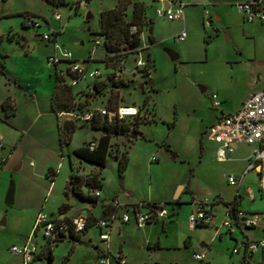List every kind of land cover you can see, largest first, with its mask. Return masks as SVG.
Listing matches in <instances>:
<instances>
[{
    "label": "rangeland",
    "instance_id": "rangeland-1",
    "mask_svg": "<svg viewBox=\"0 0 264 264\" xmlns=\"http://www.w3.org/2000/svg\"><path fill=\"white\" fill-rule=\"evenodd\" d=\"M141 1L148 6L147 16L157 19L154 13L156 2ZM73 2L65 0L63 4L55 6L46 0H0V34L3 35L0 60L4 57L6 74L0 76V102L9 93L16 110L15 115L6 116L0 107V119L4 120L0 122V130L9 133L8 143L2 141L4 148L0 149V264H17L19 257L12 254L10 248L23 244L21 234H25L23 230L31 213H35L34 220L39 212L49 217L56 214L64 201L63 190L70 174L85 177L97 171L101 183L100 199L108 200L110 196L117 195L122 200L129 192L140 202H168L165 206L168 217L165 219L167 225L171 226L167 229V237L161 233L160 222L155 230L161 237H149L152 244L155 241L161 244L157 250L146 247L141 230L130 224L118 231L114 222L107 244L111 251L121 245L128 254L127 264H241V254L232 253L235 241L230 237H216L213 240L210 237L213 230L207 227L196 228L193 237H184L189 233L185 221L189 208L187 204L173 203L179 186L188 184L189 180L206 193L211 187L208 185L209 179L213 178L224 193L234 191L227 184L229 171L220 175L218 167L208 158L199 163L197 125L199 118L204 117L202 115L209 114L212 104L207 99L206 108L201 106L199 100L191 99L189 86L190 83L194 84L198 98L203 96L199 88L202 81L210 78L207 64L171 61L164 51L165 47L155 46V66L151 68L149 77H143L138 72H132L137 56L127 57L121 75L125 86L119 88L122 100L117 104L140 105L144 95L149 94L148 105L155 121L141 125L140 134L135 139L124 135L112 137L113 149L116 148L119 154L127 151V167L121 176L117 160L112 155L107 156L105 166L99 170L72 154L74 149L98 136L99 132L92 129L89 123H77L70 141L60 145L56 124L57 120H66L67 117L59 116L57 119L50 109L54 70L47 66L46 58L53 51L52 44L41 40V35L56 32L58 46L67 49L78 61L91 59L90 68L98 69L102 79L114 72L101 62L105 55L102 45L94 47L92 41L100 39L102 42L103 37L98 34L99 13L113 6L115 0H88L86 6L82 4L76 11H71ZM22 13L39 21L41 26L36 29L22 27ZM54 13L60 15V20H54ZM87 13L91 17L85 20ZM127 14L129 16L130 7ZM10 30L23 35L25 40H7L6 33ZM255 33L258 49L264 57V27L255 28ZM143 39L147 43L145 33ZM244 43L250 45V40L246 39ZM139 58L143 59L145 55ZM151 81L155 89L152 92L149 91ZM92 82H78L73 91L86 90ZM73 97L77 99V95ZM104 102L105 96L100 95L92 105L102 107ZM170 123L175 126L169 127ZM248 150L246 148L242 152ZM3 158H7V163H2ZM69 163L72 164L71 171ZM47 168H54L57 172L51 187L45 175ZM176 181L180 184L171 194ZM11 186L13 201L7 204L6 197ZM83 192H87L86 187H83ZM165 198L168 201H163ZM68 202L76 206L80 201L70 195ZM223 230L226 229L223 227ZM236 231L240 236L237 240H243L241 232ZM247 231L251 238L264 239V232L260 228ZM80 237L81 243L64 238L54 247L51 260L45 257L33 264H93L91 260L97 252L94 247L101 251L105 250L106 244L100 242L93 226ZM186 238L191 240V244H184ZM38 240L40 243L43 241L41 235H38ZM201 243L206 246H201ZM195 253L202 256L201 260L193 258ZM250 264H260L257 255Z\"/></svg>",
    "mask_w": 264,
    "mask_h": 264
},
{
    "label": "crops",
    "instance_id": "crops-1",
    "mask_svg": "<svg viewBox=\"0 0 264 264\" xmlns=\"http://www.w3.org/2000/svg\"><path fill=\"white\" fill-rule=\"evenodd\" d=\"M135 1L143 2L141 0ZM151 1L156 2V6L154 8L155 13V9L161 4L157 0ZM169 1H172L173 3H181L183 5V16L181 19L175 20H167L166 18L157 17L156 15L155 16L157 17V19L149 18L147 16V18L151 20L152 28L150 32L151 41L147 40L146 43V41H144L143 39V46L145 47L146 56L149 55L150 61L154 67V47L163 46L165 47L164 49L169 48L175 51L178 54L177 60H180L181 64L208 65L210 78L205 81H202V86H200L199 88L202 89V91L199 90V92L203 93V96L198 98L199 96L197 95L198 93H196L197 89L195 85L190 83L189 86V97L191 99H195L196 101L199 100L201 106L207 108V99H209L210 103L212 104V94L216 95L217 100L219 102L217 107H213L211 105V111H209V114L207 116L202 115L204 117H200L198 121V143L200 148L199 163L204 161L205 158H208L215 166L218 167L220 175H224L226 171H229L227 172V177L234 176L236 179L235 184H229L227 178V184L234 188V191L231 194L224 193L221 190L218 181H215L214 178L209 179L208 185L211 186L209 188V193L201 191L193 182H190L189 180L188 184H182L180 186V190H178L175 194L173 201L176 200L180 204H187L189 208L187 216L193 210L195 201L203 199L211 201V223L208 226H200L196 228H211L213 230V234L210 237H213V240L216 237L222 238L227 236L231 239H234L235 241L239 239L238 237H240L236 229L241 232L244 239L252 241L264 240L260 237L251 238L248 235L247 231L248 229L260 228V230L264 232V221L261 222L262 220H264V217L260 218L257 227L240 228L236 226L232 233L223 230V227L220 225L221 221L226 217H234V213L236 210H241L245 213H264V194L260 191L258 182L260 169L261 167H264V159L259 162L254 169L245 171L248 163V158L251 155V152L254 147L236 143L232 146L233 150L228 154L229 159L227 161L222 163L216 162L214 160V150L216 148V144L212 141H209L204 136L205 131L216 122V120L221 114L235 113L241 106L244 99L249 94L259 92L264 89V57L261 55V52L258 49L257 37L255 33V28H263L264 22H261L260 20H255L253 22L245 21L244 17L240 13H238L234 7L235 3L240 2L242 0ZM115 3L116 1L114 2V5ZM82 4L83 6H86V4L82 3V1L74 0L72 5L70 6V10L76 11ZM260 4L264 7V0H260ZM114 5L110 8H113ZM204 10L208 11L211 18L212 23L210 29H205L203 26ZM181 32L185 33L184 40L182 42L175 41V37ZM246 39L250 40V45H246L244 43ZM54 85L55 77L53 81L51 95L54 89ZM149 87V91L150 89L151 92L155 91L152 81L150 82ZM83 91L90 92L91 87L90 89H86ZM1 101L2 103L7 102V104L11 105L14 108V114L6 113L4 111L5 115H15V104L14 100L11 98V95H9V93L5 94L1 98ZM51 112L54 114L52 110ZM3 121L4 120L0 119V122ZM58 121L63 122L65 120L59 119L57 120V123ZM10 126L12 127V125ZM12 128H14L13 130L18 131L17 128L15 129V126H13ZM139 134H137V136ZM8 135L9 133L6 132L4 129L0 130V136L2 138V141L8 143ZM2 148H4V144ZM246 148L249 149L248 152L243 153L242 150ZM174 157L177 156L175 155ZM7 161V158H3L2 163L5 164L7 163ZM47 169L48 171L45 175L46 178H48L49 186L51 187L54 180L53 178L57 174V172L54 168ZM179 184L180 182L178 181L173 184L171 194L174 188ZM112 197L119 199V196L117 195L110 196L109 198ZM63 198L64 201L61 202V204L66 202L64 193ZM120 201L126 202L127 204L140 202L138 198H136L129 192H127L124 198H122V200ZM163 201L168 200L167 198H165ZM107 202L108 200L99 198L98 201L94 204L84 203L80 201L78 205L72 206V204H70V202H68L67 200V203L70 206V209L68 211H71H67L64 214H58V212H56V214L54 215L51 214L52 216L50 218H56L60 215L68 217L75 213L85 212L89 214V216L91 215L93 218L99 219L102 217V210L104 209L103 207L107 204ZM175 216L177 217L178 214H176ZM187 216L185 221L187 220ZM34 217L35 213H31L29 215L27 227L25 228V230H23L25 234H21V243H24V241L30 234ZM172 221L173 220H171V222ZM115 222L117 224L118 231H121L122 227L129 226L130 224L136 227V225L131 221L125 224H120L118 221ZM159 222L161 223V233H165V237H167V229L171 225H167L166 219L146 224L143 228L136 227L137 229L141 230L142 237H145L143 242L146 244V247L148 249L157 250L161 247V244L158 241H155L152 244L149 239V237H161V235L158 233V230H155V226ZM195 229L192 231L188 229L189 233L184 237H193ZM85 233L87 234V231ZM184 244H191V240L188 238L184 239ZM201 246L206 245L204 243H201ZM94 249L97 250V252L94 258H92L91 260V263L93 264L95 263L99 254L98 248L94 247ZM117 249H120L122 251L126 260L125 264H127V252L123 250V247L121 245H119V247L115 248L113 251ZM109 251L112 252L111 250ZM238 253L241 254V264H250V261L256 255L260 259V264H264V251L262 250H258L255 253L249 255L245 253L244 249H240ZM45 257L46 255L40 256L39 258H37V260ZM19 261L20 259H18L17 264H19Z\"/></svg>",
    "mask_w": 264,
    "mask_h": 264
},
{
    "label": "built area",
    "instance_id": "built-area-1",
    "mask_svg": "<svg viewBox=\"0 0 264 264\" xmlns=\"http://www.w3.org/2000/svg\"><path fill=\"white\" fill-rule=\"evenodd\" d=\"M82 1L83 0H78ZM161 5L155 9L157 17H163L167 20L181 19L183 16V5L181 3H173L169 0H157ZM85 4V3H84ZM235 9L240 13L245 21L253 22L260 20L264 22V7L260 4V0H242L234 4ZM54 20H60V15L54 13ZM211 18L207 10H204L203 26L205 29L211 28ZM24 24L31 28H39L40 22L27 16L24 19ZM135 31V27H131ZM141 33V45L132 50H128L134 56L133 73L145 70L150 63L146 58L145 47L143 46V36ZM185 38V33L181 32L175 37V41L182 42ZM41 40L52 44V53L47 56V66L53 68L54 74L61 79L62 84L75 86L81 81H102L101 74L98 69L90 68L91 59L86 61H78L73 58L71 53L60 48L56 42V32L53 34H42ZM94 47L103 45V40L95 39L92 41ZM140 55H145V58H139ZM127 58L116 62L117 68L110 75H107L112 81L117 82L121 79V75L125 70V61ZM106 76V77H107ZM91 98L89 103L82 106L81 111L73 113L62 112L60 117H67L66 120L75 121L77 123H87L94 115L99 114L107 117L109 121L112 119H131L136 117L139 110L135 105H119L114 110L106 108L110 92H106L105 102L102 107L93 106L97 96L91 88ZM213 107H217L219 102L215 94L211 95ZM2 102H0V107ZM204 136L209 141L216 144L214 150V160L222 163L227 161L228 154L232 152V146L236 143L245 144L254 147L251 155L248 158L246 170H252L264 159V89L249 94L242 102L239 109L232 114H221L216 122L211 125L204 133ZM95 141H90L86 145L89 150L95 147ZM2 138L0 136V148H2ZM152 160L154 158L152 157ZM234 176L228 177L229 184H235ZM259 189L264 194V167H261L258 177ZM100 190L95 189L90 192L92 197L100 198ZM109 211L107 214L93 223V227L98 231V239L106 244L105 250L99 251L96 264H125V256L120 249L110 252L108 250L109 235L112 230V225L115 221L120 224L133 222L137 228H143L146 224L158 222L168 217L166 204H156L154 206L147 205L143 202L127 204L117 198H109L107 204ZM212 202L209 200H197L194 202L193 210L187 216V227L190 231L196 227L208 226L211 223ZM264 213H245L241 210H236L234 217H226L221 221V226L229 233H232L236 226L240 228H254L259 224ZM90 222L89 214L85 212L75 213L71 216L60 215L56 218H50L46 214L39 212L34 220L30 234L20 246L12 245L10 252L19 257V264H33L40 256H45L49 251H53L56 244L72 233L73 235L82 234ZM38 235H41L42 242L38 240ZM240 249H244L245 253L251 255L258 250L264 251V240L252 241L248 239L235 240V245L232 248V253H238ZM193 257L201 260L200 254H194Z\"/></svg>",
    "mask_w": 264,
    "mask_h": 264
},
{
    "label": "trees",
    "instance_id": "trees-1",
    "mask_svg": "<svg viewBox=\"0 0 264 264\" xmlns=\"http://www.w3.org/2000/svg\"><path fill=\"white\" fill-rule=\"evenodd\" d=\"M55 6L63 4L64 0H46ZM88 0H83L86 4ZM116 3L113 8L106 9L100 12L98 22L99 29L98 34L103 37L102 47L105 50V55L101 59V62L113 70L117 68L116 62L127 58L130 52L128 50L138 48L141 45V33L148 32L147 38L150 39V32L152 28L151 20L147 18L148 6L145 2H139L135 0H115ZM130 7V14L128 16L127 10ZM23 17L21 23L22 27L29 28L24 24V19L28 16L27 13L20 14ZM135 27V31L131 30V27ZM3 39V35L0 34V42ZM7 40H17L21 42L25 40V37L21 34H16L11 30L6 33ZM3 58L0 60V76H6L4 71ZM147 61L150 63L149 67L142 71H137L143 77H149L151 68L153 67L149 55L146 56ZM55 85L50 98L51 110L56 115L57 119L59 114L62 112L73 113L81 111L84 104H88L89 98H91V93L87 91L80 90L78 92L73 91L74 86L66 85L61 83V79L54 74ZM125 86L123 80L117 82L112 81L108 76L102 81H93L91 85H87V90L92 88L95 96L105 95L106 92H110L106 108L109 110H114L119 106L117 103L121 101L119 94V88ZM151 91V89H150ZM144 92V89H143ZM74 93V94H73ZM74 95H77V99H74ZM150 97L145 94L142 103L140 105H135L138 107V114L136 117L131 119H112L109 121L107 117L101 116L99 114L94 115V117L88 121L92 129L100 131L104 130L106 133L101 134L99 132L98 136L90 141H95V147L92 150L87 148L88 142L83 144L81 147L73 150L72 154L79 159L90 165H93L97 169H102L105 166L106 158L108 155H112L117 160L118 173L121 176L127 167V151L124 150L122 153H118V150L113 149L112 137L116 136H131L133 134H139V127L141 125L154 122V113L149 108ZM1 107L6 113L14 114V108L7 104V102L2 103ZM83 124V123H81ZM77 122L71 120H65L63 122L57 123L58 138L59 143L62 146L67 144L75 130ZM169 127L172 123L168 124ZM70 170H72V164L70 163ZM99 172H93L85 177L76 174H70L68 176L67 182L64 186V197L66 202L62 203L58 207V214H64L70 209L67 203L69 195L75 196L79 201L89 204H94L98 201L97 198L92 197L90 192L92 190L101 189V183L98 179ZM83 187L87 188V192H83ZM147 205H156L157 203L143 202ZM168 202H165L167 204ZM174 204L178 202L173 201ZM102 217L105 216L109 210L107 206L103 207ZM91 216V215H90ZM97 219L90 217V222L85 233ZM67 238L72 242L81 243L80 234L73 235L68 234ZM61 239L60 241H62ZM46 257L52 259V251H49Z\"/></svg>",
    "mask_w": 264,
    "mask_h": 264
},
{
    "label": "water",
    "instance_id": "water-1",
    "mask_svg": "<svg viewBox=\"0 0 264 264\" xmlns=\"http://www.w3.org/2000/svg\"><path fill=\"white\" fill-rule=\"evenodd\" d=\"M90 17H91V15L89 13H87L85 15V18L84 19L85 20H88ZM146 35H148V32H146ZM130 49L132 50L133 48L131 47ZM164 51H165V53L167 54V56L169 57V59L171 61H176L178 59V54L175 51H173L172 49L166 48V49H164ZM140 88H142V85L140 86ZM200 90L202 91V89H200ZM99 132L101 134H105L106 133L104 130H100ZM136 136H137V134H133L131 136V138H136ZM172 154H173V156H175L174 153H172ZM178 190H180V186H179V189ZM12 200H13V188L11 186L10 191L8 192V195L6 197V203L7 204H11L12 203Z\"/></svg>",
    "mask_w": 264,
    "mask_h": 264
}]
</instances>
